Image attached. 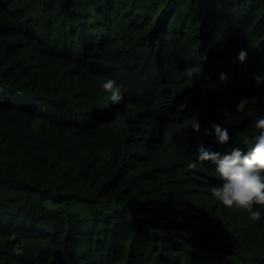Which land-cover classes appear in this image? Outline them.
I'll use <instances>...</instances> for the list:
<instances>
[{
  "label": "trees",
  "instance_id": "1",
  "mask_svg": "<svg viewBox=\"0 0 264 264\" xmlns=\"http://www.w3.org/2000/svg\"><path fill=\"white\" fill-rule=\"evenodd\" d=\"M260 72L264 0H0V264H264V212L188 167L200 143L247 149Z\"/></svg>",
  "mask_w": 264,
  "mask_h": 264
},
{
  "label": "clouds",
  "instance_id": "2",
  "mask_svg": "<svg viewBox=\"0 0 264 264\" xmlns=\"http://www.w3.org/2000/svg\"><path fill=\"white\" fill-rule=\"evenodd\" d=\"M200 59L206 62L208 55L202 54ZM247 60L248 50L241 48L234 61L244 64ZM229 75L227 72H222L220 79L227 82ZM186 76L192 79L195 73L188 70ZM252 78L257 86L264 85V72L254 73ZM121 87L113 78H106L102 84V88L111 93V101L117 104L124 99ZM253 99L248 96L241 97L235 105V111L244 112ZM190 126L193 131L199 132L200 118L192 116ZM253 126L254 133L242 137L247 149L234 145L230 151L220 153L200 143L196 149V159L189 162L188 167L196 169L199 166L198 162H213L220 183L210 186V194L225 207L242 208L248 212L251 219L258 221L264 212V111L255 116ZM205 134L214 137V141L220 145H226L230 140L229 129L217 122H212L210 127L205 129Z\"/></svg>",
  "mask_w": 264,
  "mask_h": 264
},
{
  "label": "rangeland",
  "instance_id": "3",
  "mask_svg": "<svg viewBox=\"0 0 264 264\" xmlns=\"http://www.w3.org/2000/svg\"><path fill=\"white\" fill-rule=\"evenodd\" d=\"M251 231V230H250Z\"/></svg>",
  "mask_w": 264,
  "mask_h": 264
}]
</instances>
